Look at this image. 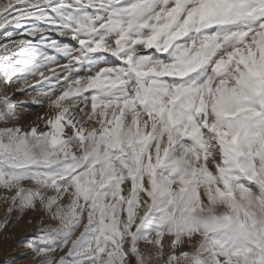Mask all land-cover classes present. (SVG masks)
Returning <instances> with one entry per match:
<instances>
[{"label":"snow or ice","instance_id":"snow-or-ice-1","mask_svg":"<svg viewBox=\"0 0 264 264\" xmlns=\"http://www.w3.org/2000/svg\"><path fill=\"white\" fill-rule=\"evenodd\" d=\"M0 208L27 264H264V0H0Z\"/></svg>","mask_w":264,"mask_h":264},{"label":"rangeland","instance_id":"rangeland-1","mask_svg":"<svg viewBox=\"0 0 264 264\" xmlns=\"http://www.w3.org/2000/svg\"><path fill=\"white\" fill-rule=\"evenodd\" d=\"M63 62V61H62ZM23 99V97H18ZM33 111H38V109H33ZM31 117H26L25 119H30ZM0 215H2V208H0ZM33 226L31 224H26L23 221L17 226V229L15 231V236L13 238H6L2 233H0V264H18L16 262L17 260H11V261H5L6 256L10 253V251L16 250L17 248H22L21 245L18 243L19 237L24 235L25 232L30 230ZM23 249V248H22ZM28 253L27 256V262L31 259V253L30 252H24ZM12 257V256H10ZM25 262L24 264H27Z\"/></svg>","mask_w":264,"mask_h":264},{"label":"bare ground","instance_id":"bare-ground-1","mask_svg":"<svg viewBox=\"0 0 264 264\" xmlns=\"http://www.w3.org/2000/svg\"><path fill=\"white\" fill-rule=\"evenodd\" d=\"M21 252H24V250L22 248H17L16 250L10 251V253L8 255L15 257L14 260H17L16 262H18V264H24L25 262H27V258H25L28 253H24L23 255H21Z\"/></svg>","mask_w":264,"mask_h":264}]
</instances>
